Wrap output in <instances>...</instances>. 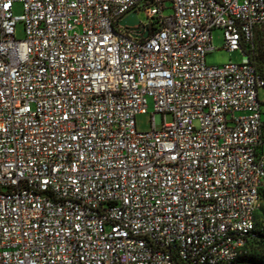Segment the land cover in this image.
Returning <instances> with one entry per match:
<instances>
[{
  "label": "built area",
  "instance_id": "built-area-1",
  "mask_svg": "<svg viewBox=\"0 0 264 264\" xmlns=\"http://www.w3.org/2000/svg\"><path fill=\"white\" fill-rule=\"evenodd\" d=\"M262 27L264 0H0V264L241 257L264 190ZM216 29L241 64L206 66Z\"/></svg>",
  "mask_w": 264,
  "mask_h": 264
},
{
  "label": "rangeland",
  "instance_id": "rangeland-1",
  "mask_svg": "<svg viewBox=\"0 0 264 264\" xmlns=\"http://www.w3.org/2000/svg\"><path fill=\"white\" fill-rule=\"evenodd\" d=\"M14 15L19 16L22 13L21 6L17 5L13 10ZM171 10L166 9L162 12L161 17L166 18L171 16ZM138 20L142 24L147 23V16L140 10L138 13ZM16 39L22 40L23 28L19 24L16 26ZM223 32L220 29L213 30L211 33V48L212 52L208 53L205 57V64L207 67H217L227 63L241 64L243 61L242 54L238 52L228 53L223 50ZM254 47L260 56L264 55V27L257 30L254 38ZM258 100L259 102H264V88L258 90ZM165 124L172 122V116L167 114L164 117ZM135 126L138 133H145L150 131V116L147 115H138L135 117ZM160 129V125L156 126V130ZM260 213L257 217V226L262 227L264 225V202L261 203ZM246 254L259 255L264 257V249L257 248L253 243L247 244L244 247Z\"/></svg>",
  "mask_w": 264,
  "mask_h": 264
},
{
  "label": "trees",
  "instance_id": "trees-1",
  "mask_svg": "<svg viewBox=\"0 0 264 264\" xmlns=\"http://www.w3.org/2000/svg\"><path fill=\"white\" fill-rule=\"evenodd\" d=\"M255 38V37H254ZM254 57L252 59L256 72L264 80V55L260 56L254 47ZM264 88V87H263ZM263 107V121H264V102L262 103ZM261 203L264 202V190L261 191ZM261 209V208H260ZM260 209L255 215V225L254 231L251 233V236L247 238L245 246L247 244L253 243L257 248L264 249V225L262 227L257 226V217L260 213ZM233 264H264V257L259 255L246 254V252L239 257Z\"/></svg>",
  "mask_w": 264,
  "mask_h": 264
},
{
  "label": "water",
  "instance_id": "water-1",
  "mask_svg": "<svg viewBox=\"0 0 264 264\" xmlns=\"http://www.w3.org/2000/svg\"><path fill=\"white\" fill-rule=\"evenodd\" d=\"M137 25H138V19L135 13L128 15L120 22V26L126 27V28H133Z\"/></svg>",
  "mask_w": 264,
  "mask_h": 264
}]
</instances>
